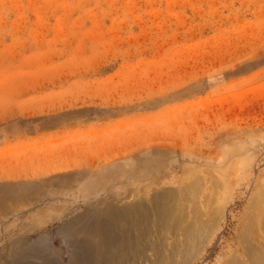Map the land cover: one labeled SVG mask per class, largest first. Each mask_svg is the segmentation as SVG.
Segmentation results:
<instances>
[{
  "label": "rangeland",
  "instance_id": "rangeland-1",
  "mask_svg": "<svg viewBox=\"0 0 264 264\" xmlns=\"http://www.w3.org/2000/svg\"><path fill=\"white\" fill-rule=\"evenodd\" d=\"M156 197L184 205L186 223L216 222L193 264H225L244 235L258 246L264 0H0V264H15L14 239L42 235L71 264L63 225ZM162 233L95 248L94 264L165 261L177 236Z\"/></svg>",
  "mask_w": 264,
  "mask_h": 264
},
{
  "label": "bare ground",
  "instance_id": "bare-ground-1",
  "mask_svg": "<svg viewBox=\"0 0 264 264\" xmlns=\"http://www.w3.org/2000/svg\"><path fill=\"white\" fill-rule=\"evenodd\" d=\"M49 193H53V192L49 191ZM185 194L187 195V193ZM171 199H169V197L168 199H165V197H161V198L156 197L149 202V205H143V207L141 206L139 207L137 205L133 209L125 208L123 211L124 214L121 215L120 218L115 219V222L113 220L110 221L108 218H107L108 220H105L104 217L107 215V213L104 212V210L102 209H95L93 207L91 208V211L88 214L76 217L75 221L72 224L69 223L68 225H63L61 231L65 235V244L72 247V251L70 253L71 264H80L81 262H83L81 264H94L95 248H97V250L98 249L99 250L104 249V251L108 250L114 253V255L119 254V252L122 251V249L132 250L133 244L135 247L134 249H137L138 243L139 241H141L140 236L142 234L145 233L146 236L148 235L150 237V235L154 236L156 233L161 234L162 232H164L165 234H173L177 236V239L173 241V245L171 248L168 249L166 248L168 254L165 256L166 258L165 261L158 260L157 264H193V262H195L198 259V257L205 250V248L211 243L216 231V222L214 221V219L211 220L209 218L208 221H212V223L205 222L203 224L202 222L200 224V223L190 222L191 223L190 224L188 223L189 220L186 223V219H185L186 212H184L183 209L184 205L183 207H181L182 206L181 204H180L181 206L179 205L173 207L171 206V202L175 200L174 199L171 200ZM55 200H59V199L56 198L47 199L41 197V198H37L34 203L38 204L39 206H44L49 201H55ZM182 200L185 201L184 199ZM253 205L256 207L258 203L255 201ZM29 206L31 205L28 204V207ZM38 212H39L38 213L39 216L40 210ZM42 212L41 214H43ZM130 213L131 214L133 213L132 218L130 217L131 216ZM126 214L128 215L127 218H126ZM32 215L34 214L32 213ZM41 216L45 217V215H40L38 218H40ZM188 216L189 215H187V217ZM199 218L202 220L201 217ZM50 219H47V221ZM103 224L104 226H113L114 230L112 229V231H114V239H110V238L106 239L103 237L104 235L100 233L103 229L102 227H104ZM133 227L135 229V234L133 235L135 238L134 239L135 243L131 241L130 239L131 237L123 238L122 235H120L123 232L127 233V230L130 231L131 228ZM258 233H259L258 235L259 238L258 237L256 238L258 246H256L255 244H250L251 240H248V237L244 235V239H242L240 242V246L242 247L241 250L242 252L241 251L239 252L238 248H236L235 250L230 248V252H229L230 254L226 259L225 264H264V225L263 224L259 227ZM128 234L129 233H127V236H130V234L129 235ZM194 234L198 235L196 236L197 237L196 241H194L195 239ZM192 236L194 237V239H192ZM45 237H46L45 235L44 236L42 235L38 239H35L32 243H27V241H20L19 238L14 239L12 241V247L10 248L11 251L9 253L7 252L9 255L8 259H10V262H14L15 264H17V262L20 263L22 262V264H27L28 262L31 263V261L33 263H38V264H52L51 259L48 261V258L51 257L54 258L56 255L49 250V247H42L43 245L41 246L42 244L41 242L45 240L44 239ZM190 242H192L193 244ZM155 249L156 247L153 244H150L148 247L149 251H154ZM160 255H162L163 258V254L160 253ZM239 255H242L244 259H241ZM56 261L59 260H57L56 258ZM59 264L62 263L59 261Z\"/></svg>",
  "mask_w": 264,
  "mask_h": 264
}]
</instances>
